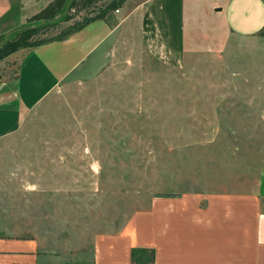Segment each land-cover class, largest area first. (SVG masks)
Returning a JSON list of instances; mask_svg holds the SVG:
<instances>
[{"label":"rangeland","instance_id":"rangeland-1","mask_svg":"<svg viewBox=\"0 0 264 264\" xmlns=\"http://www.w3.org/2000/svg\"><path fill=\"white\" fill-rule=\"evenodd\" d=\"M27 1L33 18L51 6L47 20L10 21L5 28L23 24L0 41L30 28L35 40L95 24L110 33L0 139V238L34 241L38 264H156V235L176 215L196 217L258 186L264 30L234 34L222 16L228 0H186L179 68L147 48L143 0ZM31 48L0 61V83L17 78Z\"/></svg>","mask_w":264,"mask_h":264},{"label":"crops","instance_id":"crops-1","mask_svg":"<svg viewBox=\"0 0 264 264\" xmlns=\"http://www.w3.org/2000/svg\"><path fill=\"white\" fill-rule=\"evenodd\" d=\"M30 3L33 8V0ZM27 4V0H0V32L10 21L30 19L33 14H28ZM141 4L143 37L150 53L171 67L183 66L186 0H143ZM222 16L234 34L258 35L264 30V0H228ZM108 31L107 24H95L68 39L25 51L17 78L0 83V139L16 131L30 112L75 73L105 43ZM219 199L225 202L222 206L205 209L196 217L176 215L169 228L156 235V264H264V175L247 196ZM183 212L169 210L170 214ZM40 256L34 241L0 238V264H38Z\"/></svg>","mask_w":264,"mask_h":264},{"label":"trees","instance_id":"trees-1","mask_svg":"<svg viewBox=\"0 0 264 264\" xmlns=\"http://www.w3.org/2000/svg\"><path fill=\"white\" fill-rule=\"evenodd\" d=\"M59 1L60 0H58V4H59ZM49 9H51V6L48 7L47 9H45L40 14H37L32 20H30V22H34V21H37L40 19L41 20L42 19L47 20V14H48ZM35 27H37V26H35ZM35 34H36V28H32V29L30 28V29H26L20 35L19 38H16L14 40H2V41H0V61L5 59L6 57L10 56L11 54L18 52L22 48L36 47V46H39L41 44H44V43H47L50 41L58 40V39H54V38H51L49 40H46V39L35 40Z\"/></svg>","mask_w":264,"mask_h":264},{"label":"water","instance_id":"water-1","mask_svg":"<svg viewBox=\"0 0 264 264\" xmlns=\"http://www.w3.org/2000/svg\"><path fill=\"white\" fill-rule=\"evenodd\" d=\"M217 10H218V11H222V8H218ZM0 79H1V78H0Z\"/></svg>","mask_w":264,"mask_h":264}]
</instances>
